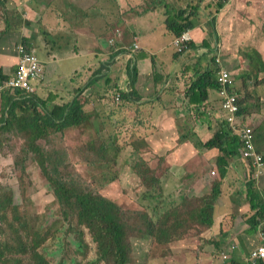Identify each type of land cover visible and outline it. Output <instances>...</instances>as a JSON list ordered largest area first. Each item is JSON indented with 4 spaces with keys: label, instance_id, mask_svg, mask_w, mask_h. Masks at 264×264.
Here are the masks:
<instances>
[{
    "label": "crops",
    "instance_id": "0c3cea01",
    "mask_svg": "<svg viewBox=\"0 0 264 264\" xmlns=\"http://www.w3.org/2000/svg\"><path fill=\"white\" fill-rule=\"evenodd\" d=\"M102 1L107 4L111 3L112 7L117 8L116 16L113 15V12L106 13L108 17L104 22L102 24H97L98 22H96L95 24L99 29H94L93 24L92 28L91 25L89 28L74 27L73 40L81 49H75L72 52L76 53V58L79 56L91 58L93 54L101 55L102 50H99L100 48L93 50L92 47L98 46L99 38L102 36L107 38L109 32L119 30L117 33L114 32V38L118 42V48L115 47L119 50L112 55V59L109 62H103L102 69L98 73H101L103 69L110 71L118 56L128 59L129 70L126 73L128 75L127 78L126 74L124 75L126 86L124 89L121 88L122 90L119 92L122 94L120 104L115 102L114 105L108 106L106 102L103 103L102 99L104 100V98L101 95L99 98H101L100 103H103L104 113H90L92 121L86 127L97 128L101 131L116 127L120 128L122 137L128 140L132 138L134 140L132 142L134 146L133 154L135 157L139 154L142 157L139 160L147 161L152 169H156V177L160 180L163 179L161 181L165 185L163 190L165 195L177 193V196H179L178 200L181 201L174 204L176 207L180 206L177 204L182 202L183 196H201L202 192H207L208 195H211L214 193V190H212L215 187L213 183L215 181L222 183L225 181L221 186L222 193L215 207L213 226L210 228H207L208 226L203 227L190 220L178 225L184 228L183 232H194L192 226L204 229L201 235L194 237H204L208 240L202 252L198 246H189L191 254H182L193 255L191 264H199L201 260L199 252L203 255V264H213L214 261L218 264H223L222 256L227 253L224 244L230 238L231 240L235 239L241 242L239 244V242L234 241L230 244H237L239 246L235 251L234 257L241 264H247L251 252L260 245V237L259 242L252 249L248 250L246 248L245 236L248 233V238H250L256 234L254 232L249 233L250 226L248 223H246V227H240L237 231L233 229L225 234H221L220 229L226 215L234 212L237 214V220L239 214L249 204L245 199L247 198L248 184L252 180L251 176H249L250 172L246 166L247 164L240 157L232 160L228 168V176L222 180L217 164L218 151L216 149L207 151L208 149L199 146V141L207 142L213 136L219 122L222 121V95L220 94V90L211 89L206 101L200 103L198 101L200 99L199 96L193 94L191 91H193L192 88L194 86H197V83H200L199 79L204 76L205 72L214 69H219L220 72L221 67L215 61L217 58L215 52H221V56L226 53L229 55L223 56L226 57V60L223 59V62L225 67L233 74L235 90H237L235 93L241 95V97H248L243 93L247 90L244 80H250L249 92L245 94H249L251 91L257 97L255 96L250 100L247 98V102L249 104L259 102L264 109V95L259 100V94H257L258 92L264 94V86L256 85V81L253 78H255L257 71L253 69L251 66L252 62L250 63L246 55L250 50H256L260 54L262 52L261 56L264 60V44H262L264 38L260 35L261 29L264 27V0H229V4L218 15L217 23H215L213 18L206 15L207 19L203 21H201L200 17H197V25L190 31L194 46L189 48L187 45L186 51L181 53L174 46L177 36L169 30L168 20L170 16H176L179 10L186 9L184 4L182 6L178 4L174 6L175 0H155L151 3L152 5L145 8L142 12H137L133 17L127 13L124 18L123 14L126 11L124 7H127L128 0ZM196 1L201 4L202 9L205 8L209 0H177L176 3L190 4ZM233 5H236L237 8V10L235 7L233 8L234 19L241 18L243 15L249 18V20L259 19V22L255 26L256 28H252L248 34L241 27L235 30L232 27H227L228 21L226 17ZM120 15L121 17H119ZM202 16L204 18V15ZM124 34H128L127 43H124V39H122ZM120 35H123V37L121 38ZM61 36L69 38L71 34L62 32ZM23 38L29 43L28 36ZM84 40H87L85 43L92 42L94 45L87 46L84 43V47L82 44ZM47 42L54 44V41ZM206 42L209 43V47L205 45ZM18 44L20 43L13 44L7 51H0V70L8 78L18 68ZM136 45L139 47L136 48ZM66 49L67 46L61 44L58 49L55 47L50 48L45 57H39L44 68V75L39 81L34 82L33 94H37L38 90L43 85H46L52 75H57L59 78L64 71H68L67 68L72 63L68 61L71 59V54L64 53L63 58L59 56V51L65 52L64 50ZM30 50H33L35 54L37 53L36 49L31 46ZM37 54L39 55L40 53ZM59 62H64L63 70L58 69L60 66ZM51 67L52 70H50ZM219 72L216 77H218ZM98 73L80 90V93L94 91L93 85L97 86L99 84ZM132 73H136V78L135 74L133 75L135 79L134 83L131 76ZM252 73L254 74L250 78ZM262 78H264V72L259 73V79ZM253 84L255 85L254 88H252ZM123 92L129 94L125 96ZM79 95L75 96L73 100L78 99ZM192 98L196 101L193 102ZM57 99L59 100L58 103H69L62 96L58 95ZM106 108H108V113H106ZM263 109L254 110V108H250L249 117L251 121L248 119V122L250 124L254 123L255 129L264 120ZM94 118L97 119L96 123L93 121ZM139 142H142L144 147H140ZM196 160L202 163L205 162L204 168L209 165L213 169L212 172L204 169V175L199 176L201 180L200 188L202 186L206 188V175L211 176L210 174L217 172L216 175L219 174L220 176L213 181L208 190L202 191L201 189L204 187L200 190L195 189L196 185L193 182L191 172L198 169L193 164ZM160 165L162 167H159ZM193 167L196 169L193 170ZM232 170L237 171L236 174L241 176L238 180H235L237 177ZM232 172L233 176H231ZM230 176L233 180L229 178ZM166 180H169L167 187L171 184L169 191L166 188ZM235 182L239 183L238 187L236 186L238 183L236 184ZM232 185L235 186L234 190L238 191L233 190L235 192L234 196L228 187ZM256 199L258 201L261 200L257 196ZM219 211H229V213L219 215ZM244 213L248 214V212ZM216 239H219V242ZM177 243H185V240ZM172 246L173 244L169 247L168 252H171Z\"/></svg>",
    "mask_w": 264,
    "mask_h": 264
},
{
    "label": "rangeland",
    "instance_id": "374dc122",
    "mask_svg": "<svg viewBox=\"0 0 264 264\" xmlns=\"http://www.w3.org/2000/svg\"><path fill=\"white\" fill-rule=\"evenodd\" d=\"M176 1L177 0H175V4H173L174 6H176V4L181 6L184 4V7L191 11L195 10V7H199L198 17H200L201 21L206 20L207 17H211L215 20V23H217L218 15L229 4L228 1L224 8L219 9L217 7V0H209L207 5H205V8L201 9V4L198 1L190 4L176 3ZM153 2L154 0H128L127 7H124V10H126L123 14L124 18L127 13L131 17L135 16L137 12H142L145 8L152 5L151 3ZM2 3L3 4H0V51H7L13 44L21 42V38L26 36L29 38V43L31 44L29 45L32 48H35L37 53H40V56L36 53L38 58L45 57L48 54L49 49L52 47L58 49L61 44L67 46V49L64 50L65 52L59 51V56L60 58H63L64 53L71 54V59L68 61H71L72 63L69 64V67L67 68L68 71H64L59 78L57 75H52L46 85H43L36 95L45 99L50 96L56 97L59 95L70 102L75 96L81 94L77 98H80V101L82 102L81 104L89 116L86 123L67 129L63 133H52L48 138L44 139L41 144H43L46 149L53 148L66 150L71 162H73L75 166V170L83 175L93 189L101 191L125 210L126 218L130 221L131 225L134 226L135 230L138 228L137 231H139L138 233L129 234V240L132 246L130 264H191L193 255H184L182 253L191 254L189 246H198V248H201L202 252L208 242L204 237H190L189 240H185V243L182 244L173 243V249L171 252H168L169 247L172 244L155 245L154 242L152 243L153 238L147 237L143 232L144 229L148 227L145 215L153 218L154 222H157L160 217L164 216L167 212L172 214V208L175 206L174 204L181 201L178 200L179 196H177V193H174L173 195H165V192L163 191L165 185L163 183L161 186H157L156 183H152V185L149 186V184L144 182L143 176L147 179L153 177L157 178L155 175L156 169H152L146 161L145 163L150 167L151 172H148V167L142 166L143 170L146 169L144 175L142 177L140 176L139 171L135 169V164L138 162H140L139 164H144L142 163L144 161H141V159L139 160V158H142L139 154L135 157L133 154L134 146L132 145L134 140L132 138L128 140L122 137L120 128L113 127L109 130L101 131L97 128L86 127L89 122L92 121L90 119V113H104L105 109H103V103L106 102L108 106L111 104L114 105L115 102L120 104L119 102L121 101L118 102L116 98L118 94H120L119 92L122 90L121 88L124 89L126 86L124 75L128 73L129 62L127 58L118 56L116 57V62L112 65L110 71L103 69L101 73H98L102 69L103 62H109L112 59V55L119 50L116 49V47L118 48V42L116 41V38H114L115 31L112 30L109 32L107 38L104 36L99 38L98 46L92 47L93 50L100 48L99 50H102L101 55L93 54L91 58H85L84 56L76 58V53L72 51L75 49L80 50L81 48L76 45L73 40V32L75 31L74 27L89 28L91 25L92 28L93 24L94 29H99V27L95 25L96 22H98L97 24H102L108 17L106 13L109 12H113V15L116 16L115 13L117 12V8L112 7L113 5L111 3L107 4L102 0H5ZM234 7L236 8V5H233L226 17L228 21L227 27H232L233 30L241 27L243 31L248 34V32H251L252 28H256L255 26L259 22V19L249 20V18L244 15L241 18L234 19ZM203 11L205 12L201 13ZM202 15H204V18ZM119 17H121V15ZM191 30L192 29L189 31ZM62 32H66L67 34L70 33L71 36L69 38L61 36ZM117 32H119V30L115 33ZM260 35L264 38V27L261 29ZM120 36L121 38L123 37V35ZM190 36L192 38L191 33ZM127 38L128 34H124V37L122 38L124 39V43H127ZM183 40V37L175 38L174 46L178 52H180L182 43L185 41ZM47 41H54V44H49ZM86 41L87 40L82 41L84 47ZM190 42H192V39ZM85 44L87 46L94 45L92 42H87ZM262 44H264V41ZM215 53L217 54V58L219 56L222 61L221 63L224 65L223 61L226 60V57L223 56H228L229 54L224 53V55L221 56V52ZM63 63L64 62H59L60 66L58 69L63 70ZM50 70H52V67ZM97 73L99 75V84H97V86L93 85L94 91H84L80 93V90L85 87ZM127 76L128 75L126 74V78ZM74 78H76V80H74ZM254 87L255 85L253 84L252 88ZM248 92L249 90H246V92L243 93L245 94ZM101 95L104 98V100L102 99V101H104L103 103H100L101 98L99 97ZM54 100L56 103L59 102L57 97L56 99L54 98ZM258 109H263V106L259 102H256L254 110ZM108 112V108H106V113ZM226 116L227 112L222 107L221 119ZM248 119L251 121L250 117H248ZM93 121L96 123L97 119L94 118ZM240 121L243 123V120L240 119ZM252 126L255 128L254 123ZM24 141V135L12 133L0 134V189L4 186H9L14 191L15 204L27 213L25 221H33L35 223V217L37 214H45L46 217L48 214L55 216L58 215L62 220L59 212V204L55 195L48 188V181L39 163L34 160L28 161L26 173H23L15 166V158L23 147ZM139 144L140 147H144L142 142H139ZM90 145H94L96 150L90 148ZM103 145L106 146L108 151L106 153H98V149ZM100 156H106V159H101ZM62 157L64 159L66 158L64 155ZM193 164L198 169L193 167V170L196 169V171L191 172L192 179L196 185L195 189L200 190L204 186L200 188L201 180L199 179V176L204 175V169L207 171L210 170L211 172L213 169L212 166L209 165L204 168L205 162L202 163L196 160ZM159 167L162 166L160 165ZM234 172V175L237 177L235 180H238L241 176L236 174L237 171ZM213 173L214 174H210L211 176L206 175L207 185L206 188L204 187L201 189L202 191L210 189L209 186L212 185L213 181L220 177L219 174L216 175L217 172ZM231 176H233V172ZM231 176L229 177L230 179ZM107 178L117 179L111 183H106L109 181ZM256 179H258V183L254 185L256 196L264 198V177ZM161 180L160 182H162ZM168 181L169 180H166L165 184L169 191L171 184L167 187ZM235 183L237 184L238 182ZM236 186L238 187L239 183ZM228 187L232 191L233 196L235 195L234 191L238 192L237 190H234L235 186L232 185L231 187ZM243 189L245 192V186ZM200 195L201 196L197 197L201 198L203 195L208 196L207 192H202ZM192 197H196V195H193ZM177 205L181 206L180 217L186 218L187 210L182 206L183 204L180 203ZM191 209L192 207H189V211ZM250 210L251 205L247 204L239 214L238 219L235 220L234 226L231 230L235 229L237 231L240 227H246L245 225L248 223V220L246 219L247 213L244 212L249 213ZM229 211H219V215H226ZM228 215H230L231 218L233 216L237 218V214L234 212H230ZM228 215H226L225 218ZM177 223L178 222L170 221L169 226L177 225ZM0 224H2L1 213ZM57 228L59 229L58 236L62 238V242L65 241L67 226L62 221L58 224ZM192 234L200 235L201 233L192 232ZM172 239L175 238L171 235L169 240L172 241ZM83 241L88 250H85V253L80 252L76 256L77 261L75 264H94L96 258H98L96 244L88 231L83 235ZM216 241L219 242V239H216ZM234 241L237 243L239 242V244L241 243L239 240H231L228 238L224 247L227 248ZM245 241L246 248L248 250L252 249L254 245L259 242L258 233L252 235L250 238H248L247 233ZM50 242L54 243L52 249H56L57 241L53 240ZM58 244H62L61 241ZM238 247L237 244L230 245V249L234 253ZM80 248L84 250L82 245ZM201 252H199L201 256L199 264H203V255ZM46 253L50 256L49 251L44 252V254ZM231 255L233 254L231 253ZM61 259L62 256L60 254L56 259V262L59 264ZM213 264L218 263L214 261Z\"/></svg>",
    "mask_w": 264,
    "mask_h": 264
},
{
    "label": "trees",
    "instance_id": "16d2710c",
    "mask_svg": "<svg viewBox=\"0 0 264 264\" xmlns=\"http://www.w3.org/2000/svg\"><path fill=\"white\" fill-rule=\"evenodd\" d=\"M4 1L0 0V4H3ZM228 1L217 0V7L219 9L224 8ZM198 9L199 7H195L193 11L182 9L178 11L176 16H170L168 20L169 30L177 37H182L188 30L197 25ZM19 43H22L26 50H30V45L25 38H22ZM205 45L209 47L208 42ZM188 46L190 48L194 46V43L189 42ZM246 55L250 63L252 62L253 69L257 71L255 78H253L256 85L264 86V78L259 79V73L264 72V60L261 54L256 50H250ZM218 72L219 69L205 72L204 76L199 79L200 83L192 88L193 91L191 92L199 96L198 101L200 103L206 101L209 90H221V84L218 77H216ZM134 74L136 78V73L131 74L133 83L135 81ZM253 74L250 75V78ZM6 79L8 77L0 70V84ZM249 82L250 80H244L247 90L250 88ZM234 91L236 92L235 88ZM123 94L126 96L129 93L123 92ZM257 94H259V100L264 95L261 92ZM244 95H248V97H241L238 94L241 105L240 116L243 123L246 124L248 123L250 108L255 107V104L247 102V98L250 100L256 95L251 91L249 94ZM56 97L50 96L45 99L36 94H27L21 91L13 94L7 91L0 95V134L24 135L25 141L15 158V166L26 173L28 161L34 160L39 163L48 181V188L55 195L59 204V212L62 218L61 220L58 215L52 214H48L47 217L45 214H37L35 223L25 221L27 213L15 204L14 191L9 186L2 187L0 189L2 220V224H0V264H58L56 259L60 254L62 259L59 264H75L77 261L76 256L80 252L85 253V250H88L83 241V235L86 231L96 244L98 258H96L94 264H130L132 246L129 234L138 233L139 231H137L138 228L135 230L126 218L125 210L101 191L93 189L83 175L75 170V166L66 150L46 149L41 144L52 133H63L67 129L79 126L88 120V115L81 104L80 98L61 104L55 102L54 98L56 99ZM192 101L196 100L192 98ZM256 137L258 149L264 154V120L256 128ZM199 146L218 151L217 164L222 180L227 178L228 168L232 160L243 156L241 138L232 130L225 118L219 122L213 136L207 142L199 141ZM90 148L96 150L94 145H90ZM107 151L105 145L98 149V153H106ZM63 155L66 156L65 159L62 157ZM100 158L106 159V156H100ZM139 163L135 164V169L139 171L141 177L146 169L143 170V167H148V172H151L150 167L145 162H142L144 164ZM251 175L252 180L250 179L251 183L248 180L249 188L245 199L251 205V212L246 215V219L250 226L249 233H257L259 219H264V198L259 197L260 201L256 199L254 185L257 184L258 179L255 178V170L252 171ZM107 179L109 181L106 183H111L117 178ZM143 180L149 186L152 183H156L157 186L162 185V182L155 177L147 179L143 176ZM215 182L214 193L211 195L201 198L197 196L182 197V206L187 210L186 218L179 215L181 206H173L172 214L167 212L157 222L145 215L148 223V227L143 231L145 235L152 237V243L154 242L155 245H170L184 241L186 238L189 240L190 237L199 236L189 231L183 232L184 228L178 226L182 222L190 220L203 227L208 226L207 228H210L213 226L215 207L222 193V182ZM189 207H192L190 211ZM235 220L234 216L231 218L228 215L222 223L221 234L229 232L233 228ZM62 221L67 226L66 240L63 242L62 238L58 236L59 229L57 228ZM170 221L178 223L169 226ZM192 229H194V232H200L201 234L204 231V229L197 226H192ZM179 230L181 231L179 232ZM171 235L175 238L172 241L169 240ZM53 240L57 241L56 249H52L54 243L50 241ZM60 241L62 244L59 245ZM81 245L84 250L80 248ZM45 251H49L50 256L47 253L44 254ZM225 251H228L227 253L230 255L233 254L229 264H241L234 257L235 253L230 249V246ZM247 264L253 263L248 262ZM260 264H264V261Z\"/></svg>",
    "mask_w": 264,
    "mask_h": 264
},
{
    "label": "built area",
    "instance_id": "2783aa9c",
    "mask_svg": "<svg viewBox=\"0 0 264 264\" xmlns=\"http://www.w3.org/2000/svg\"><path fill=\"white\" fill-rule=\"evenodd\" d=\"M189 36V37H188ZM184 42L180 52H183L188 43L191 41L190 31L188 30L183 36ZM179 37V38H182ZM139 46L136 45V48ZM19 64L14 74L0 84V95L4 92L14 93L21 91L23 93L32 94L34 92V82L43 78L44 68L38 56L33 50H26L22 43L18 44ZM217 58V64L221 70L218 74V81L221 84L220 94L222 95V107L227 112L225 119L228 120L232 130L238 134L242 141V159L247 164V168L252 174L255 170V177L261 178L264 175V154L257 147L256 129L252 124H243L240 116L241 105L238 94L233 92L235 82L233 74L228 70ZM117 101H121L122 95L118 94ZM260 223L257 231L260 237V245L252 251L248 258V262L260 264L264 261V219H259ZM223 264H229L232 260V255L225 253L222 256Z\"/></svg>",
    "mask_w": 264,
    "mask_h": 264
}]
</instances>
